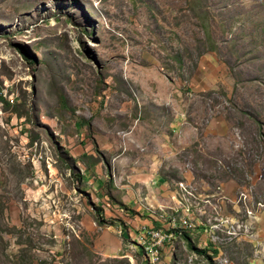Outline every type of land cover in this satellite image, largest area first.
I'll return each mask as SVG.
<instances>
[{
	"label": "rangeland",
	"instance_id": "374dc122",
	"mask_svg": "<svg viewBox=\"0 0 264 264\" xmlns=\"http://www.w3.org/2000/svg\"><path fill=\"white\" fill-rule=\"evenodd\" d=\"M0 97V264H264V0H0Z\"/></svg>",
	"mask_w": 264,
	"mask_h": 264
},
{
	"label": "built area",
	"instance_id": "2783aa9c",
	"mask_svg": "<svg viewBox=\"0 0 264 264\" xmlns=\"http://www.w3.org/2000/svg\"><path fill=\"white\" fill-rule=\"evenodd\" d=\"M148 234L147 237H151L152 239L158 237V233L154 231H150Z\"/></svg>",
	"mask_w": 264,
	"mask_h": 264
},
{
	"label": "trees",
	"instance_id": "16d2710c",
	"mask_svg": "<svg viewBox=\"0 0 264 264\" xmlns=\"http://www.w3.org/2000/svg\"><path fill=\"white\" fill-rule=\"evenodd\" d=\"M0 102H1L2 104L5 103V105H8V103L5 102L1 97H0ZM184 236H185V235H184ZM212 252H213V254H216V251H215V250H213Z\"/></svg>",
	"mask_w": 264,
	"mask_h": 264
}]
</instances>
